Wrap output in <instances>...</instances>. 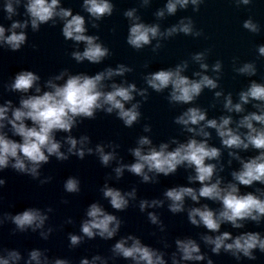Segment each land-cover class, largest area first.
Returning a JSON list of instances; mask_svg holds the SVG:
<instances>
[{
  "label": "clouds",
  "instance_id": "clouds-1",
  "mask_svg": "<svg viewBox=\"0 0 264 264\" xmlns=\"http://www.w3.org/2000/svg\"><path fill=\"white\" fill-rule=\"evenodd\" d=\"M204 2L165 0L163 7L153 14L154 23L144 22L137 7L124 10L123 16L128 22L127 45L136 51L151 47L157 53L165 41L177 35L201 37L203 31L197 29L192 16H181L165 28L160 22L190 7L193 13H198ZM138 3L141 8H148L152 0H138ZM232 3L240 8L251 5L253 0H232ZM81 9L87 18L63 6L62 0H2L0 12L10 23L7 27L0 23V49L20 51L28 43L29 29L36 33L43 25L53 28L60 25L64 40L71 42V59L77 64L100 65L112 52L99 35L89 34V25L99 30L100 22L116 11L115 4L113 0H82ZM242 27L254 35L261 33V25L251 16L243 21ZM256 51L258 58H264V44L258 45ZM210 54L211 49H205L174 66L146 71L142 76L143 86L127 79L134 68L125 63L106 66L91 75L74 74L63 68L47 79L22 69L2 84L7 92L18 94V102L3 99L0 94V173L11 169L45 185L52 177L43 176L41 170L52 158L64 162L73 156L83 160L94 155L103 167L111 168L99 189L102 199L114 212L138 207L141 213L146 212L149 223L164 234L157 240L161 247L146 244L135 234L122 235L112 244L110 256L83 257L79 264H109V260L116 258L129 264H201L205 261L214 264L202 245L213 255L228 254L237 262L255 261L257 252L264 254V233L244 230L249 223L264 225V187H256L264 186V82L249 79L247 86L234 97L233 92H225L220 84L223 62L217 59L210 64ZM191 65H197L198 70L189 76L186 73ZM143 67L148 69L150 64L146 62ZM232 71L252 78L258 70L255 61L241 62L233 57ZM150 90L166 93L165 99L172 108L182 107L172 121L179 129L178 136L156 143L151 135L152 126L146 123L143 125L146 134L138 136L135 146L127 150L132 162H125L118 152L120 144L108 141L93 145L89 135H73L84 120H95L100 112L114 114L126 128H132L142 119L141 108L148 101ZM205 90L213 93L208 108L197 104ZM217 105L221 106V114L209 118V109ZM214 137L219 146L211 143ZM249 152L255 154L244 155ZM234 162L238 167H233ZM180 169L186 174L187 184L166 188L162 199L142 198L137 204V187L123 191L109 184L111 180L119 182L125 172L139 177L142 184H159V177L173 176ZM226 170L230 179L223 175ZM6 183L0 176V189ZM63 188L68 194H79L81 181L77 176H69ZM242 188L253 190L242 191ZM208 202L217 206L212 207ZM62 203L69 201L65 199ZM165 204L170 213L186 214L190 225L204 231L197 233L198 238L177 236L169 243L160 215L149 211L164 208ZM53 211L51 206L27 207L15 213L0 210V228L10 223L14 225L11 235L38 233L40 239L47 241L54 231L48 223ZM65 223L74 224V220L69 217ZM123 223L121 217L106 210L100 201L92 202L84 210L79 234L68 233L69 247L77 248L86 240L96 238L111 241L119 235ZM223 225L243 231L236 234L222 231ZM48 253L47 248H32L22 253L0 244V264H71L67 258L50 257Z\"/></svg>",
  "mask_w": 264,
  "mask_h": 264
}]
</instances>
